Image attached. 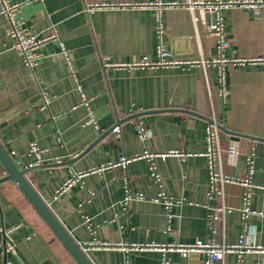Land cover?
<instances>
[{
    "label": "crops",
    "instance_id": "0c3cea01",
    "mask_svg": "<svg viewBox=\"0 0 264 264\" xmlns=\"http://www.w3.org/2000/svg\"><path fill=\"white\" fill-rule=\"evenodd\" d=\"M159 1L176 5L158 8L157 0L25 5L17 16L22 26L40 37L49 36L53 26L59 40L42 47L32 75L5 36L0 15V143L81 246L200 240L264 249V64L252 61L264 58V7L230 5L216 14L187 8L197 0ZM90 4L117 7L87 12ZM218 18L225 47L208 32ZM159 43L172 59L195 63L126 67L143 58L157 62ZM88 111L95 125L85 123ZM213 121L219 145L213 171L229 181L217 180L211 191L206 130ZM139 124L149 133L146 142L138 137ZM31 143L42 150L37 165ZM145 151L177 154L137 157ZM123 157L136 159L87 172ZM5 177L0 164V180ZM248 177L246 187L241 181ZM6 230L14 253H4ZM83 251L92 264H161L163 255L123 247ZM164 255L168 264H202L206 258ZM0 264H76L12 181L0 182ZM213 264H264V250L242 260L231 252Z\"/></svg>",
    "mask_w": 264,
    "mask_h": 264
},
{
    "label": "built area",
    "instance_id": "2783aa9c",
    "mask_svg": "<svg viewBox=\"0 0 264 264\" xmlns=\"http://www.w3.org/2000/svg\"><path fill=\"white\" fill-rule=\"evenodd\" d=\"M41 2L42 0H24L22 2L18 3H12L10 0H0V15H2L5 18L6 21V28H5V36L10 38L12 43V49H14L18 55L20 56L22 63L24 66L29 70L30 75L33 74L34 66L37 63V60L42 56L41 49L44 45H46L49 41L58 40V36L56 31L54 30L53 26H51V33L49 36L46 37H40L36 34H33L30 32L27 28L23 27L22 24L17 20L18 14L21 12V9L32 2ZM158 8H168L175 6V3H162L159 0L155 2L154 4ZM230 5H241L247 8H263L264 7V0H243L241 2H235V3H226L222 2L221 0H215V2H204L202 0L192 1L188 2L186 4L187 8L190 10H193L195 8H202L204 11L209 13H216L222 9L227 8ZM143 7H146V5H142ZM111 8V7H117L110 4H90L87 8V12H92L93 10L97 9H104V8ZM219 16V15H217ZM208 32L210 35L215 37L217 41L219 42V47H225L227 44L223 41V34H222V24L220 19H217V22L210 24L208 27ZM157 33L159 36L162 34V28L159 25ZM61 51L63 54H65L64 48L62 44L60 43ZM157 55H158V61L157 62H150L146 58H143L141 61L136 62L134 64H127L126 67H154V66H174V65H191L194 64L195 61L192 60H178V59H172L171 54L165 50L162 43H159L157 46ZM238 60H235V62ZM254 62H260L264 64V58H256L252 60ZM204 64V62H203ZM83 97V103L87 105V101H85L84 96ZM86 124H93L95 125L96 121L94 116L90 111H88V118L85 122ZM137 133L138 137L142 142H146L147 139L150 138L149 133L146 131V129L142 125H138L137 127ZM207 143H208V155L211 158L210 160V168H211V176H210V183H211V191H214L215 189V183L217 180L222 181H229V179L222 177L219 174H216L213 171V163H212V156L213 152L217 151L219 152V145H218V127L216 123L213 121L209 123L207 130ZM29 152L33 154L36 158V165L40 162V156L42 153V150L35 144L31 143L29 146ZM174 155L177 154V152H168V153H149L147 151L144 152L141 156L137 157H146L148 159H152L153 157L159 156L164 158L167 155ZM229 154H234V150L230 149ZM136 159V157L133 158H120L117 162L108 163L106 165H102L99 168H93L88 170L87 172H98L102 170L105 167H115L119 165H126L130 161ZM248 163L251 164V155L248 154L247 157ZM249 172H251V167H249ZM78 176H81L78 175ZM72 182V181H71ZM70 181L66 182L62 187L61 191L64 190L69 184H71ZM240 182V181H238ZM241 183L248 187L250 185L249 177L245 180H242ZM249 194L246 192L244 195V203L245 208L244 212L246 213L248 211L247 206V199ZM130 194H127V198H130ZM136 197L142 198L141 195H137ZM171 205V201H166L167 208ZM86 222L88 220H85ZM11 230L3 231L4 235V242H3V250L4 253H14L15 252V246L11 240L10 237ZM81 246V245H80ZM123 247L125 250H154V251H161L163 253L161 264H168V260L165 257V253L168 251L171 252H178L182 256H187L189 254H204L206 256L205 260L202 264H213L216 261L223 260L224 256L231 252H237L238 257L240 260H242V257L250 252L257 251V250H264L263 248L249 246L240 244L237 246H227L224 244L217 245L211 242H202V241H196L192 244H185V245H165V246H158L155 244H147V245H131V246H119L114 244H99L98 242H93L89 244H84L81 246L82 250L84 247Z\"/></svg>",
    "mask_w": 264,
    "mask_h": 264
},
{
    "label": "water",
    "instance_id": "95a60500",
    "mask_svg": "<svg viewBox=\"0 0 264 264\" xmlns=\"http://www.w3.org/2000/svg\"><path fill=\"white\" fill-rule=\"evenodd\" d=\"M0 164L6 173V177L0 180V182L12 181L17 186L22 195L26 198L35 212L43 220V222L76 264H92L85 252L82 250L80 244H78L71 237L64 226L57 219L55 214L50 210L47 204L41 199L38 193L28 182L25 177L27 170H20L17 168L1 143Z\"/></svg>",
    "mask_w": 264,
    "mask_h": 264
}]
</instances>
